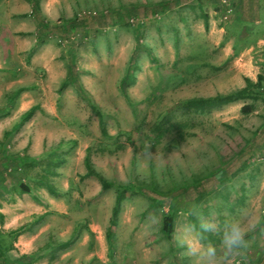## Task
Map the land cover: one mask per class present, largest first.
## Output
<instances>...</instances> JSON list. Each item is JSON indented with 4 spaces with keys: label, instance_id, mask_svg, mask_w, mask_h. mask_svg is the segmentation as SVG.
<instances>
[{
    "label": "rangeland",
    "instance_id": "374dc122",
    "mask_svg": "<svg viewBox=\"0 0 264 264\" xmlns=\"http://www.w3.org/2000/svg\"><path fill=\"white\" fill-rule=\"evenodd\" d=\"M246 2L242 14L240 0H0V242L12 241L0 264H194L176 244L185 218L198 229L190 210L246 228L215 264H264V89L206 113L181 103L264 84V0ZM86 154L133 186L110 243L116 186L94 196ZM58 160L55 194L18 169L36 178Z\"/></svg>",
    "mask_w": 264,
    "mask_h": 264
},
{
    "label": "trees",
    "instance_id": "16d2710c",
    "mask_svg": "<svg viewBox=\"0 0 264 264\" xmlns=\"http://www.w3.org/2000/svg\"><path fill=\"white\" fill-rule=\"evenodd\" d=\"M138 24L139 23L137 21L136 25H138ZM244 81H245L244 86L236 88L230 92H226V93H219L218 92L214 95H208V96H193V97L184 99L181 103L185 107L187 106V107H190L191 109H193L194 112L206 113V112H209L212 107H216V106L220 107L224 104H227V103L239 100V99L255 100L259 95L258 93L262 89H264L262 75L259 74L255 81L251 80L248 77H245ZM22 89H23V87H18V88H15L14 90L8 92V100L10 101V99L14 95L19 93ZM93 107H94L96 113L98 114L99 122H101L102 120H101L100 111L97 110L96 106H93ZM35 109H36V106H31L29 109L25 110L20 115V118L18 121L19 123H17V125L15 127H18L20 125V122H24V121L28 120ZM252 109H253L252 103H245L241 107V111L243 113H248V112L252 111ZM103 131H104V128H103ZM58 161L59 162H47V163H45L44 167L42 168V173H40V175L37 176L36 178L33 175L28 174V172H27L28 166L32 165L31 163L25 162L18 169L20 170V173H23L24 176H27L31 179H34L35 181H37L38 184L43 185L50 193L55 194V193H58V191H57V188L55 187V185L51 182L50 175H52V176L56 175L57 172L55 170L56 169L55 167L59 166V163L61 160H58ZM84 163H85V167H86V172L84 175L86 177L95 178L100 183V189L98 190V192H96V194H94V196L100 195L105 190H107L108 188H110L114 185L116 186L115 199H114L113 207L111 210V216H110V219H109V222L107 225V233H106L107 239L110 243L111 237H112V228H113L115 221H116V215H117L119 206H120L122 200L130 195L128 192L131 191L133 186L130 183L120 184L119 182H114V180L106 178L102 173H100L99 171H97L93 167L88 154H86L84 157ZM19 186L25 192L31 191L30 186L26 183L20 182ZM151 204H152V202L149 204V207L151 206ZM37 217H39V216H37ZM172 229H173V215L171 212H167L163 216V222L161 225V230L163 231V233L165 234L166 237L170 238L171 234H172ZM25 230H28V227L24 224H21L20 226L14 228V229H11L9 231V233H10V236L12 238H15L17 235H19L21 232H23ZM71 242H72V239L66 238L65 240H61V241L57 240L55 242V244H57V248L58 247L64 248V247H67L69 244H71ZM53 243L51 242L50 244L52 245ZM11 247H12V241L10 238L8 239L7 244H4V242L3 243L0 242V256L4 255V253ZM3 261H4V259H3Z\"/></svg>",
    "mask_w": 264,
    "mask_h": 264
},
{
    "label": "clouds",
    "instance_id": "9594fccd",
    "mask_svg": "<svg viewBox=\"0 0 264 264\" xmlns=\"http://www.w3.org/2000/svg\"><path fill=\"white\" fill-rule=\"evenodd\" d=\"M191 215L199 219L198 229L185 218L183 231L176 236V244L194 264H215L218 256L227 258L246 245V228L240 219L232 217L220 221L215 217H200L194 210L189 211ZM206 233L218 236L219 242L206 241Z\"/></svg>",
    "mask_w": 264,
    "mask_h": 264
},
{
    "label": "crops",
    "instance_id": "0c3cea01",
    "mask_svg": "<svg viewBox=\"0 0 264 264\" xmlns=\"http://www.w3.org/2000/svg\"><path fill=\"white\" fill-rule=\"evenodd\" d=\"M247 1V0H246ZM245 0H240V5H241V9L239 8L238 10L242 13L244 10H243V7H242V4L244 3V2H246ZM247 3V2H246ZM248 13V12H247ZM243 14V13H242ZM258 40H260V38H258ZM15 96V95H14ZM14 96L11 98V99H14Z\"/></svg>",
    "mask_w": 264,
    "mask_h": 264
}]
</instances>
